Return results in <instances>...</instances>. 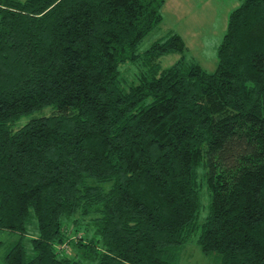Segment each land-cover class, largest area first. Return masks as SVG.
Wrapping results in <instances>:
<instances>
[{"label":"trees","instance_id":"trees-1","mask_svg":"<svg viewBox=\"0 0 264 264\" xmlns=\"http://www.w3.org/2000/svg\"><path fill=\"white\" fill-rule=\"evenodd\" d=\"M164 2L0 0V230L31 249L6 264H178L189 241L264 264V0L229 11L212 70L176 31L138 51Z\"/></svg>","mask_w":264,"mask_h":264},{"label":"rangeland","instance_id":"rangeland-1","mask_svg":"<svg viewBox=\"0 0 264 264\" xmlns=\"http://www.w3.org/2000/svg\"><path fill=\"white\" fill-rule=\"evenodd\" d=\"M239 2L240 0H165L162 7L163 18L161 22L143 36L138 44V51L146 48L153 40L163 37L171 31H176L181 34L186 43L185 54L193 57L205 69L212 70L216 65V49L225 31L228 13ZM179 55V52H169L159 56L158 62L161 67H165L174 62ZM121 67L122 73L130 81L137 69L136 64L125 61ZM49 112L50 106H46L24 114L12 126L23 124L31 116ZM201 187L204 207L201 208L200 218H203L209 200V189L205 177L201 178ZM33 225L34 222L32 221L29 224L31 231ZM29 235L28 233L22 237L16 231L1 229L0 264H6L5 252L17 239H22L27 253L30 254ZM65 249L69 254L74 253V249L70 245H66ZM212 257L211 254H203L195 241H189L178 264H214ZM81 264H95V261L82 260Z\"/></svg>","mask_w":264,"mask_h":264},{"label":"crops","instance_id":"crops-1","mask_svg":"<svg viewBox=\"0 0 264 264\" xmlns=\"http://www.w3.org/2000/svg\"><path fill=\"white\" fill-rule=\"evenodd\" d=\"M186 246H187V244H186ZM186 246L184 247L183 252H184V250L186 249ZM183 252H182V253H183ZM181 255H182V254H181Z\"/></svg>","mask_w":264,"mask_h":264}]
</instances>
